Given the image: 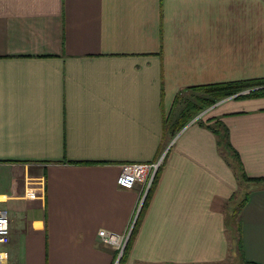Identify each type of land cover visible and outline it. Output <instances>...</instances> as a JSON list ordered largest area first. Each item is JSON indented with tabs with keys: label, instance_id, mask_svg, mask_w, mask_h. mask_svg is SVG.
<instances>
[{
	"label": "crops",
	"instance_id": "crops-1",
	"mask_svg": "<svg viewBox=\"0 0 264 264\" xmlns=\"http://www.w3.org/2000/svg\"><path fill=\"white\" fill-rule=\"evenodd\" d=\"M264 78V0H0V208L7 264H114L163 169L125 264H227L230 198L248 261L264 264V184L240 183L209 127L222 121L264 177V96H228L177 130L197 87ZM246 93L241 92L240 94Z\"/></svg>",
	"mask_w": 264,
	"mask_h": 264
},
{
	"label": "trees",
	"instance_id": "trees-1",
	"mask_svg": "<svg viewBox=\"0 0 264 264\" xmlns=\"http://www.w3.org/2000/svg\"><path fill=\"white\" fill-rule=\"evenodd\" d=\"M257 87H260V88H257ZM197 89L204 90L207 93V96L200 98L198 100V103H189L186 106V108L182 111L180 115L179 125L177 126V130L185 126L188 123V121L198 111H201L205 107L214 104L216 101L222 98L233 96V95L236 96L237 98L264 96V78L203 85V86L197 87ZM246 90H250V91L240 94L241 92H244ZM209 127L218 135V144L223 154L227 158H229L230 164L236 168L240 183L243 184L244 186H247L248 183H252L255 186H260L264 184V177H256V178L249 177L247 173L245 172L240 155L238 151L233 147L230 141V135H229V130L227 126L222 121H216L214 125H209ZM162 169H163V164L159 166L154 176L153 182L147 191L144 201L140 207V210L131 228L129 238L124 247L123 255L118 264H125L128 252L130 251L133 241L138 233L142 218L146 211L149 200L154 192L156 184L159 180V176L161 174ZM235 196L237 195H234L233 197ZM238 197H240V199L236 200L237 205L234 208V210L230 213V215L228 216L227 222H226L227 226L233 232L232 235L234 237L232 240L233 242L232 253L234 254L235 249L238 252V257L240 259V262L237 264H256L246 259L244 251H243L242 237L240 235V226L237 227L238 214L240 213L242 205L246 203L247 198H248L247 189H245L244 193ZM234 242L236 243L235 244L236 247L234 246ZM119 251L120 250H118L116 254V259L119 255Z\"/></svg>",
	"mask_w": 264,
	"mask_h": 264
},
{
	"label": "built area",
	"instance_id": "built-area-1",
	"mask_svg": "<svg viewBox=\"0 0 264 264\" xmlns=\"http://www.w3.org/2000/svg\"><path fill=\"white\" fill-rule=\"evenodd\" d=\"M163 156L157 162L151 163H125L122 165V171L119 176V183L126 187H134L138 183L145 186L144 193L147 194L154 176L163 162ZM135 221V220H134ZM134 223V222H133ZM133 226V224H132ZM100 239L107 244H115L118 248L122 246V242L117 243L118 237L106 229L99 231ZM11 228L10 217L7 209L0 208V264H7V250L6 246L10 243ZM123 247V246H122ZM116 264V261L114 262Z\"/></svg>",
	"mask_w": 264,
	"mask_h": 264
},
{
	"label": "rangeland",
	"instance_id": "rangeland-1",
	"mask_svg": "<svg viewBox=\"0 0 264 264\" xmlns=\"http://www.w3.org/2000/svg\"><path fill=\"white\" fill-rule=\"evenodd\" d=\"M233 197V196H232ZM230 198V201H229V206L227 207L228 209H229V212H228V214H230L233 210H234V208L236 207V200L237 199H240V197H238V196H235V197H233V198ZM235 240V239H234ZM235 242H234V246H235ZM124 245V243L122 244V246ZM122 246H120L118 249L119 250H121V248H122ZM236 247V246H235ZM120 252V251H119ZM240 262V259H239V257H238V252H237V250L235 249V251H234V257H233V259L231 258L229 261H227V264H237V263H239Z\"/></svg>",
	"mask_w": 264,
	"mask_h": 264
},
{
	"label": "water",
	"instance_id": "water-1",
	"mask_svg": "<svg viewBox=\"0 0 264 264\" xmlns=\"http://www.w3.org/2000/svg\"><path fill=\"white\" fill-rule=\"evenodd\" d=\"M257 88H260V87H257ZM250 90H251V89H250ZM250 90H246L245 92H249ZM252 90H253V89H252ZM145 196H146V194H145ZM145 196H144V198H145ZM141 205H142V204H141ZM139 210H140V209H139ZM139 210H138V212H139ZM138 212H137V214H138ZM136 216H137V215H136ZM131 228H132V227H131ZM130 231H131V229H130ZM130 231H129V233H128V235H127V238H126V240H125V242H124V245H123V247L121 248V250H120V252H119V255H118L117 259H116V264L119 263V261H120L122 255H123L124 247H125L126 242H127L128 238H129Z\"/></svg>",
	"mask_w": 264,
	"mask_h": 264
},
{
	"label": "bare ground",
	"instance_id": "bare-ground-1",
	"mask_svg": "<svg viewBox=\"0 0 264 264\" xmlns=\"http://www.w3.org/2000/svg\"><path fill=\"white\" fill-rule=\"evenodd\" d=\"M117 243L119 244L120 243V240L118 239Z\"/></svg>",
	"mask_w": 264,
	"mask_h": 264
}]
</instances>
